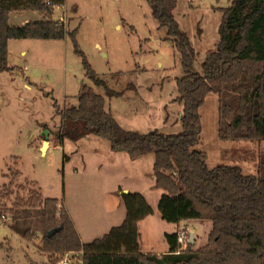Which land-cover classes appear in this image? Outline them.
Returning a JSON list of instances; mask_svg holds the SVG:
<instances>
[{
	"label": "trees",
	"instance_id": "trees-1",
	"mask_svg": "<svg viewBox=\"0 0 264 264\" xmlns=\"http://www.w3.org/2000/svg\"><path fill=\"white\" fill-rule=\"evenodd\" d=\"M65 1L0 0V73L11 68L10 40L69 36L75 52L83 57L86 75L109 98L122 95L123 90L112 88L92 68L79 47L76 29L69 31L53 18L56 6ZM148 2L179 54L182 74L176 77L175 101L182 105V129L175 133L127 130L107 108L106 96L83 84L77 102H65L63 107L54 102L62 118L57 136L64 142L95 134L131 159L154 153L153 188L163 190L158 202L162 218L172 223L211 221L208 242L196 250L189 242L183 250L176 231L166 234L167 252L143 253L138 222L152 214L153 208L140 192H122L124 221L89 242L82 241L63 203L37 189L29 191L28 197L17 194L10 207L2 206L0 214L5 213L12 228L32 240L36 234L20 225L37 211L43 227L42 249L51 258L83 249L84 264H264V157L259 159L257 173L245 174L235 165L210 167L207 152L198 147L202 140L200 107L211 92L219 96L221 139L264 142V0H230L222 8L218 42L207 51L199 71L195 69L196 52L176 18L165 9L164 0ZM21 11H39L44 18L10 24L11 13ZM12 186V180L2 186L0 203L12 199ZM59 226L61 231L48 236L49 230Z\"/></svg>",
	"mask_w": 264,
	"mask_h": 264
},
{
	"label": "rangeland",
	"instance_id": "rangeland-1",
	"mask_svg": "<svg viewBox=\"0 0 264 264\" xmlns=\"http://www.w3.org/2000/svg\"><path fill=\"white\" fill-rule=\"evenodd\" d=\"M229 3L230 0H164L165 9L175 15L198 53L195 62L198 71L207 51L218 42L222 8ZM64 5L55 10L54 18L63 16L65 27L69 31L76 29L79 47L95 72L115 90H122L129 83L135 84L137 90L127 89L122 98L110 99L104 88L86 75L83 57L75 52L69 36L60 40H11L8 58L11 68L0 73V189L12 180L14 193L12 199L1 200L0 210L4 205L10 207L17 194L28 197L29 191L40 190L44 196L58 198L61 202L65 199L82 231V240L89 242L108 231V228L102 231L99 225L104 219L103 201L110 200L109 191L118 187L116 179L125 169L128 167L129 173L130 168L134 169L132 159L124 152L113 150L108 139L95 134L77 140L66 138L62 142L57 136L62 118L56 113L54 102L60 107L65 102H77L82 85L88 84L106 96L107 108L116 111L125 129L142 133L154 129L179 132L180 120L179 128L169 130L158 119L157 112L164 107L166 118H175L176 77L182 74V69L173 39L159 27L148 0H66ZM18 14L21 13L11 15L10 24L21 25L20 21L26 16L37 20L39 13L23 11V17L17 18ZM118 72L122 75H117ZM216 107L212 97H207L200 107L203 136L210 146V166L221 159L234 163L236 148L228 140L231 143L221 156L213 142ZM120 113L132 115L133 119L123 122ZM144 119L148 120L143 123ZM48 134L50 145L44 141ZM247 142L246 146L237 148V153L241 150L237 160L240 158L251 169H257L260 157H264V142ZM153 155L135 163V171L151 169L152 176L153 166L150 168L145 158ZM120 179L133 191L146 192L155 214H160L158 192L162 190L150 188L154 180L146 176L143 182L136 184L131 177ZM125 185L115 193L123 204L121 193L128 191ZM123 207L126 212L125 204ZM36 212L20 225L24 229L31 228L36 234L32 240L13 229L10 220L0 223V264H56L63 255L64 252L51 258L43 251V227ZM193 223V249L196 250L208 242L212 223L209 220ZM157 227L159 231L163 229ZM154 233V249H164L160 232ZM146 239L143 231L144 250L148 249ZM188 248L187 244L182 249Z\"/></svg>",
	"mask_w": 264,
	"mask_h": 264
},
{
	"label": "crops",
	"instance_id": "crops-1",
	"mask_svg": "<svg viewBox=\"0 0 264 264\" xmlns=\"http://www.w3.org/2000/svg\"><path fill=\"white\" fill-rule=\"evenodd\" d=\"M64 6L65 5L56 6L55 10L57 8H62ZM13 13H11V15ZM20 13L21 14H18L17 15V18L20 17V16L23 17V11H21ZM36 13L37 14L39 13L38 14V17H37V20H41L42 18H44V15L40 14L39 11H36ZM11 15H10V20H11ZM173 16L175 17V15H173ZM24 18L25 19H22L20 21L21 24H24L25 22L30 21V19L28 18V16H26ZM53 18H54V15H53ZM54 19H58V18H54ZM14 25H19V23H14ZM182 31H184L186 33V36H187V38H188L191 46L193 47V44H192V42L190 40V37H189L188 33L185 30H183V29H182ZM198 33L201 35L202 30L199 29L198 30ZM51 40H55V39H51ZM11 43H12V41L10 40L9 41V47H10ZM193 49L195 50L194 47H193ZM195 52H196V50H195ZM23 53H25V50L22 51V54ZM196 55L198 56V53L197 52H196ZM8 58H9V54H8ZM27 86H29V84ZM131 88H134L135 90H137L135 84L129 83V84H127V86L124 89H122L124 91L122 95H119V96H116V97H112V98H122V96L125 94L126 90L127 89H131ZM207 97H212V99H214L216 101V104H217L216 111H214V113H213L214 134H213L212 139H213L214 144H216V147H217L218 151L222 153L221 154V156H222L223 155V151L225 150V147L227 146V144H230L231 142L228 141V140L221 139L219 137V135H218V126H219V124H218L219 123V112H218V109H219V96H218V94L215 93V92H211V93H209L207 95ZM112 98H110V99H112ZM168 101H170V100H168ZM176 105H178V106H174V110L175 109L177 110L176 113H175L176 116L172 120L166 118L164 107H163V110L164 111L163 110H160V111L157 112L158 119L161 120V123L166 124L169 130H175V129L179 128V123L180 122H178V120H179V118L181 116L182 105L179 102ZM109 109L111 110V112L113 113V115L117 119V121L120 123V125L123 127L122 122L120 121V119H119L116 111H113L112 108H109ZM147 113H148V115H150V119L152 120V116H151L150 111H148ZM121 115L120 116H121V119L123 120V122H126V121L129 122V121H131L133 119L132 115L129 116V115H126L125 113H123ZM155 115H156V113H155ZM133 116H135V115H133ZM147 120L148 119H144L143 120V123H145ZM127 130H130V129H127ZM203 135H204V133H203V125H202V140H201V143L199 144L198 147L200 149H202V150H204V151L207 152L208 159H209L210 146H209V144L207 145L205 143V137ZM44 141H45V143L47 142L46 145H48V143L50 145L49 139L46 140V138H45ZM247 143H248L247 140L232 141V146L233 147H236V148H234V150H235V153H234V163H232L230 165L239 166L241 168V170L245 174H255V173H257L258 167H257V169L256 168L255 169H251L249 166H247V164H248L247 162L240 161V158L237 160V156H239L238 153L241 152V150L239 149V152L237 153V148L238 147H241L242 145L243 146H246ZM119 152H122V151H119ZM150 154L151 153H148V154L143 155V156H141V157H139L137 159H132V162L131 163H132V166H133L134 169L130 168V170H132V171H130V173H129V170H128V167H127L125 169V171L123 172V175H121V177H119V178L116 179V182L117 183H116L115 186H118V187H116V189L114 187V189H112V190L109 191V196H108L110 198L109 201H103V206H104L103 216H104V219L102 218V222L99 223V225H101L100 227L103 228L102 231L103 230H106L107 228H108V231H109L113 226H117L119 223L121 224L124 221L125 217H126V212L124 211V207H123L124 204L121 201H119L118 200V197L115 195V193L117 192V190L118 189H122L123 186L125 185V184H122V180L123 179H120V178H122V177L123 178H126V177H129L130 178L131 177V178H133V182H135L136 184L137 183L139 184L140 182H143L144 181V178L146 176H148V177H150V179L154 180L153 175L151 176V174H152L151 169L148 171V170H144V169L138 168L140 170L138 172L135 171L136 170L135 163H139L140 161H142V159H144V157H147V155H150ZM126 155L128 156V154H126ZM145 159L148 160V166H150V168H151V166H154V160H155V156L154 155L152 156V158H151V156H148V158H145ZM207 162H208V160H207ZM219 164H229V163H225L221 159L220 162L219 161H216V163H214L213 166H210L209 164L208 165L210 167H214V166L219 165ZM154 183H155V181H153V183L151 184V187H150L151 189H153ZM126 190L131 191V192H140V191H133L132 189H130L127 186H126ZM155 190H159V189H155L154 188L153 191H155ZM160 190H162V189H160ZM162 192H163V190H162ZM162 192H158V193H160L159 198H160ZM140 193H142L145 196V198L147 199V201L150 203V201L148 200V197L146 195V192L141 191ZM158 202H159V199H158ZM62 203L64 205V208L68 211L71 219L73 220L74 225H75L77 231L79 232L80 236H82V231L79 228L76 220L74 219V217H73V215L71 213V210L69 209V205H67L65 203V199L62 201ZM151 205L153 207V213L150 214V215H148L147 217H145L144 219H142V220H140L138 222L140 250L143 253H157V254H161V253L167 252L169 250V244H168V242L166 240V234L167 233H174V232L178 231L181 228H189V230L191 232H193V228L191 226V224H194L193 222H195V221H205V220L191 219V220L181 221L180 223L168 222V221L164 220L162 218V216H160L161 215L160 211H159L160 214H155L156 213L155 207H154V205L152 203H151ZM161 219H163V220H161ZM158 225L163 228V229H161V231H159V229L157 227ZM89 227H91V225H89ZM96 227H98V226H96ZM156 230H157L158 233L160 232L158 235L161 237V239H162V245L164 246V249H162V250H155L154 249L155 247H154V244H153V242H154L153 241V236L155 234L154 231H156ZM108 231H106L105 233H107ZM143 231H144V233H146V237H147V239L145 241L146 242L145 245L148 248L147 250H144L143 249ZM103 235H101V236H103ZM101 236H99V237H101ZM95 238H97V237H95ZM83 242H85V241H83Z\"/></svg>",
	"mask_w": 264,
	"mask_h": 264
},
{
	"label": "built area",
	"instance_id": "built-area-1",
	"mask_svg": "<svg viewBox=\"0 0 264 264\" xmlns=\"http://www.w3.org/2000/svg\"><path fill=\"white\" fill-rule=\"evenodd\" d=\"M60 23L64 22V17L58 19ZM8 217L5 213L0 214V223L6 222ZM191 231L189 228H181L178 230V242L183 248L190 242ZM56 264H84V250L67 251L57 261Z\"/></svg>",
	"mask_w": 264,
	"mask_h": 264
},
{
	"label": "water",
	"instance_id": "water-1",
	"mask_svg": "<svg viewBox=\"0 0 264 264\" xmlns=\"http://www.w3.org/2000/svg\"><path fill=\"white\" fill-rule=\"evenodd\" d=\"M48 138H49V134L46 136V140H48ZM45 144H47V142ZM124 192H127V191H124ZM61 229H62V227L59 226V227H55V228L49 230L48 236L54 235L55 233L61 231ZM190 243L191 244H194L195 243V236H194V233L193 232H191Z\"/></svg>",
	"mask_w": 264,
	"mask_h": 264
}]
</instances>
